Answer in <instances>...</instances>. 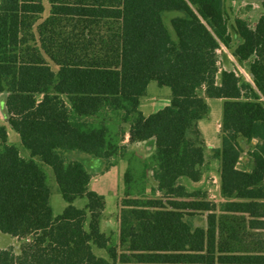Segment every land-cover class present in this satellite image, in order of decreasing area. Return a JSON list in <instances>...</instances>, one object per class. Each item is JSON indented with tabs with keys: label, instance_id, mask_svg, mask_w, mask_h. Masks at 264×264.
I'll use <instances>...</instances> for the list:
<instances>
[{
	"label": "trees",
	"instance_id": "16d2710c",
	"mask_svg": "<svg viewBox=\"0 0 264 264\" xmlns=\"http://www.w3.org/2000/svg\"><path fill=\"white\" fill-rule=\"evenodd\" d=\"M16 9L1 0L0 113L28 159L0 126V234L32 240L0 249V264H264V15L252 30L229 27L225 0H53L47 15L24 0L18 37ZM220 49L250 59L251 87L218 67ZM150 85L170 99L145 117ZM206 99L223 101L217 202L190 189L206 165ZM137 145L152 151L124 173L115 243L88 186Z\"/></svg>",
	"mask_w": 264,
	"mask_h": 264
},
{
	"label": "rangeland",
	"instance_id": "374dc122",
	"mask_svg": "<svg viewBox=\"0 0 264 264\" xmlns=\"http://www.w3.org/2000/svg\"><path fill=\"white\" fill-rule=\"evenodd\" d=\"M17 1V9H16V15H17V33L18 37L20 34V19H21V7L24 0H16ZM42 5L45 8V15H47L49 10V4L53 0H39ZM114 1H120V0H114ZM1 2V0H0ZM264 4V0H225V11L228 16V25L231 27L236 19H242V20H248L247 23L253 24L254 27L258 20L264 15V9L262 5ZM257 10V11H256ZM246 18V19H245ZM252 29V27H251ZM230 51H227L225 49H220L216 53V62L220 69L226 71L233 72L237 77H239V80L241 81V85H247L252 86L251 77L249 74L248 65L250 63V59H246L242 62H237L234 60L231 56L230 58L233 60V62L229 58ZM225 57L228 58V60H225ZM227 62V63H226ZM230 65V66H229ZM235 65V66H234ZM229 66V67H228ZM232 68V69H231ZM227 71V72H228ZM150 89L148 91V94L145 97H142L141 100V110L144 114H151L158 110H160L164 105L167 104L169 98V94L167 91H159L156 90L154 85L149 86ZM17 90V89H16ZM32 93L36 94L38 97H41L45 93L50 94H59L61 97H66L67 95L72 94L71 92H60V91H31ZM246 94V93H245ZM244 95V93H243ZM169 103V102H168ZM206 103L209 106L210 114L207 120L204 121V126L207 125L206 130V136L210 141L216 145L217 147L220 146V134H219V128L218 125L221 121V113H222V104L223 101L220 99H206ZM5 117L0 114V123L3 124L6 129V132H8L9 140L12 142L13 139L17 140V150L19 152V155L27 160L28 159V152L22 148V146L19 144V136L17 133H15L13 130H11L8 125L4 124ZM127 136L125 137V143L127 141ZM11 145V144H10ZM13 146V145H12ZM15 147V146H14ZM128 154L125 157L124 160H121L117 163V165L113 168L114 170V180L112 187L109 185V180L107 178H104L105 175H99L100 179H98V176L95 177V179L98 181V183L95 185L93 182V185L90 184L89 188L95 192H115L114 187L116 186L117 189L120 187V194H122V197L124 195V182H123V176L126 170L129 168H133L134 171L136 170L135 166L138 164V161L141 159H144V156H147V154H150L152 149L145 145H137L134 146H128ZM70 155H68L69 157ZM242 156L241 158H243ZM130 160V161H129ZM43 171L48 177V182L52 181L53 187L50 189V198L51 197H60V194L58 192V188L55 184V180L53 178V175L51 171L47 167H43ZM219 164L217 161L213 160L211 158V152L206 151V165L203 167V174L201 177V180L197 184H191L193 189H197L202 192V195H204V199L208 201L217 202L220 199L219 196ZM113 173V172H112ZM52 179V180H51ZM51 186V183H50ZM146 195L149 194V191L151 189L150 184H147L146 187ZM101 195V194H100ZM103 195V194H102ZM106 203H109V197L104 196ZM110 207V206H109ZM108 207V208H109ZM197 223L199 225H204V219L199 218ZM113 227V226H112ZM6 240L7 238L4 237ZM26 242V241H25ZM3 243L0 240V244Z\"/></svg>",
	"mask_w": 264,
	"mask_h": 264
},
{
	"label": "crops",
	"instance_id": "0c3cea01",
	"mask_svg": "<svg viewBox=\"0 0 264 264\" xmlns=\"http://www.w3.org/2000/svg\"><path fill=\"white\" fill-rule=\"evenodd\" d=\"M257 11V10H256ZM246 19V18H245ZM245 21H248L247 19L245 20ZM249 24V27L251 28L252 27V30L255 28V26L253 27L252 25L253 24H251V26H250V23H248ZM230 56H231V53H230ZM230 56H229V58H230ZM232 57V56H231ZM228 60V58H226L225 57V60ZM230 60L233 62V60L230 58ZM227 63V62H226ZM230 66V65H229ZM228 66V67H229ZM235 66V65H234ZM232 69V68H231ZM225 71H226V69H225ZM228 71V70H227ZM228 72H231V71H228ZM17 76H18V74H17ZM16 82L17 81H15V84H16ZM168 102H169V100H168ZM168 102H167V104H168ZM166 104V105H167ZM166 105H164L163 107H165ZM162 107V108H163ZM161 108V109H162ZM139 110L142 112V114L145 116V117H147V116H149V115H151V114H153V113H151V114H144L143 113V111L141 110V100H140V107H139ZM155 113V112H154ZM1 114V113H0ZM3 116V115H2ZM204 121L205 120H203V121H200L199 123H198V128H199V131H200V133H201V135H202V138H203V140H204V143H205V146H206V149H207V152H211L212 150H215V149H218L219 147H217L216 145H214L211 141H210V139H208L207 138V136H206V130H207V125H205L204 126ZM4 124L6 125V122L4 121ZM0 126H4L3 124H1L0 123ZM219 126H220V124L218 125V128H219ZM9 127V126H8ZM18 135V134H17ZM7 138H8V143L9 144H11V145H13V146H15V148L18 146L17 145V140L16 139H13L12 140V142H10V140H9V135H8V132H7ZM220 142V141H219ZM19 144H20V139H19ZM21 145V144H20ZM17 149V148H16ZM21 157V156H20ZM22 158V157H21ZM114 168V167H113ZM113 168H111L110 170H108L107 172H105L104 174H102V175H105V177L104 178H107L109 181V185L112 187V185L111 184H113V180H114V178H112V177H114V170L115 169H113ZM113 172V173H112ZM101 175V176H102ZM97 177V176H96ZM100 179V177L98 176V179L97 180H99ZM52 180V179H51ZM96 179H95V177H93V178H91V181H90V183H89V186H90V184L91 185H93V182H94V184L96 185L97 183H98V181H97ZM50 183H51V187H53V183H52V181H50ZM89 186H88V190L90 191V192H92V193H95V194H97V195H100V196H102L103 198H104V200H105V197L104 196H108L109 197V203L107 204L106 203V200H105V210L103 211V213H102V220H101V224H100V226H101V233L103 234V235H105V236H110L111 238H112V240L116 243L117 242V237H118V233H119V220H118V215H119V210H120V206H119V204H120V200L123 198L122 197V194H120V190H121V188L119 187L118 189H117V187L115 186L114 187V190H115V192H111V190H110V192L108 191V192H104V193H101V192H95V191H93V190H91L90 188H89ZM190 189H192L193 190V188H192V186H190ZM147 193V192H146ZM103 194V195H102ZM82 204H83V202L82 201H77L75 204H74V206L76 207V208H78V209H80L81 207H82ZM50 206H51V212H52V216L53 217H58V216H60L62 213H63V211H64V209H65V207H66V204L63 202V200H62V197H61V195H60V197H51L50 198ZM110 206V207H109ZM109 207V208H108ZM113 226V227H112ZM4 237H6L7 238V240L4 238ZM0 240L3 242V243H1L0 244V249H6V248H9V247H11V248H13L15 251L18 249V247L21 245V243H23L24 241H27V242H31V240H32V238L31 237H23L22 238V240H17V239H13V238H9V237H7V236H4V235H1L0 234ZM96 255H98V256H104V253L103 252H99V251H95L94 252Z\"/></svg>",
	"mask_w": 264,
	"mask_h": 264
}]
</instances>
